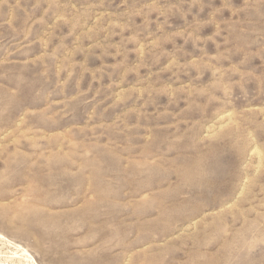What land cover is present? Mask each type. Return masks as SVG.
<instances>
[{
  "label": "rangeland",
  "instance_id": "obj_1",
  "mask_svg": "<svg viewBox=\"0 0 264 264\" xmlns=\"http://www.w3.org/2000/svg\"><path fill=\"white\" fill-rule=\"evenodd\" d=\"M15 246L264 264V0H0V257Z\"/></svg>",
  "mask_w": 264,
  "mask_h": 264
},
{
  "label": "bare ground",
  "instance_id": "obj_2",
  "mask_svg": "<svg viewBox=\"0 0 264 264\" xmlns=\"http://www.w3.org/2000/svg\"><path fill=\"white\" fill-rule=\"evenodd\" d=\"M15 249L20 250L21 252L19 254L16 252L14 254V257L11 256V257H6L4 259L0 257V264H33V259L27 253V251L21 249V247L19 246H15Z\"/></svg>",
  "mask_w": 264,
  "mask_h": 264
}]
</instances>
